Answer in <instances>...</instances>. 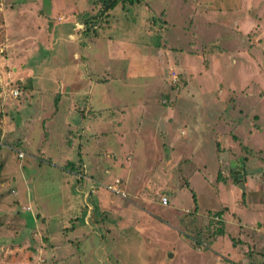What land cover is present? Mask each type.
Returning <instances> with one entry per match:
<instances>
[{
    "label": "rangeland",
    "instance_id": "374dc122",
    "mask_svg": "<svg viewBox=\"0 0 264 264\" xmlns=\"http://www.w3.org/2000/svg\"><path fill=\"white\" fill-rule=\"evenodd\" d=\"M109 1L60 0L58 9L86 15L53 20L80 22L73 47L92 57L95 78L104 81L113 67L111 82L88 96L104 116L123 119L122 127L103 125L97 158L82 157L92 175L76 177L60 160L67 155L80 167L81 155L63 147L68 97H42L17 81L21 68L45 70L60 41L50 37L51 51H25L37 58L17 63L24 47L10 9L35 4L46 12L49 1L0 0L7 10V31L0 19V264H264V0H118L106 9ZM141 44L151 62L128 61L129 46ZM49 100L59 103L51 113ZM43 113L45 125L37 118ZM93 177L112 178L106 186L119 179L123 196ZM217 213L227 236L214 240Z\"/></svg>",
    "mask_w": 264,
    "mask_h": 264
},
{
    "label": "crops",
    "instance_id": "0c3cea01",
    "mask_svg": "<svg viewBox=\"0 0 264 264\" xmlns=\"http://www.w3.org/2000/svg\"><path fill=\"white\" fill-rule=\"evenodd\" d=\"M48 1H49V3H48L49 11H46V12L42 11V9H39L38 6H36L34 3H33L34 5L22 4V5L17 7L16 11H13V9H10V11L14 12V14L17 16V29H16L17 33H18L17 34L18 35L17 41H20L19 42L20 47L21 46L24 47L20 52L18 51L17 63H22L21 62L22 59L23 60L29 59V63H30V61L35 60L37 58L30 53H26L27 51H35L36 56L38 55L39 52L45 53V51H48V52L51 51L53 49V44L50 40V37L51 38L55 37L57 43H58V41H60V43H59L60 45L58 44L59 48H58V52L56 54V57H49V60L44 62V63L48 64V65H45L47 68H44V69L47 72V70L50 68L52 76L45 75L44 78L42 79L43 74L45 73V70H43V67H41L42 68L41 71L39 70L36 73L32 70L31 67H26L25 70H22V68H21V70H19V73H18L19 77L17 78V81H19L20 83H22L24 85L23 86L24 88L22 87V89H25L27 92L39 93L40 96H42V97L49 95L52 98V94H55L54 99H57V97H59V96L68 97V104L67 105H69V104L70 105L68 107L69 108L68 109L69 115L67 116V118H66L67 120L65 121V124H66L65 128L67 129V131H66V134H64V132H63L64 135H63L62 141H63V144H65L63 147H64V150L66 151V153L70 154L71 152L76 151L78 156L81 155V158L79 160V163H80L79 166L80 167H77V165L71 164L69 160H65V159H68L67 155L61 157L60 160L61 161L64 160L66 163V164L62 165V167L65 168L62 170L64 171V170H66L67 167H69V170H71V172H76L75 174H70V175H72V176L75 175L76 177H77V174H79V177H82L83 174H87V173H88V175H92L91 173H89V171L87 169L88 167L83 165L84 163L82 162V160H83L82 157H86V156L92 157V155H93L95 159L97 158L96 153H94V150H95V147L98 145V142L100 143V140L96 139V137L100 136V134L102 133L103 125H105V124L118 125V127H122V124H123V119H120L118 121V119H114L113 117L104 116L103 113H105V112H102L104 110L99 111V110L94 109V107H92V104H91L92 98H90V94L88 96V93L94 92L95 86H97L99 84H101L102 86L108 85L111 82L112 79L110 78V76H112V78L114 77L113 71H112L113 67L111 65H108L106 67L107 71L102 72L103 75L107 74L104 81H101V79H99V78H95L96 74L94 73V69L90 68L89 64H87L88 61L92 60V57L86 56L84 58V56L78 55L77 54L78 48L73 47V45L77 47V44L74 42V40H73L74 38H72L73 34L71 31L79 30L80 22L73 21L74 26L72 25V23L71 24L65 23V24L60 25L59 23L55 24V22H53V20L55 18H57L61 15L64 16V15L72 14L74 16V14H83L84 12L81 11V9L78 10V9H74L72 7L71 8H64V9L60 10V9H58V7H59L58 5H61L59 3L60 0H48ZM6 13H7L6 9L0 8V19L2 20V28L3 29L5 28V30L7 31V28L5 26ZM85 15H86V12L84 13L83 16H85ZM26 19L28 21H30V23H27ZM31 23L34 24L33 28L31 26ZM84 25H85V28H83L84 30L82 29L83 32L87 30V26L85 23H84ZM74 27H76V28H74ZM55 30L57 31V33L60 34L59 37L57 34L55 36V33H53V31H55ZM3 32H4V30H3ZM50 33H51V35H50ZM68 43L70 44V47L67 48L65 50V52L63 50L62 54H59V51L61 49L65 48L68 45ZM58 45H57V47H58ZM141 45H143V47H138L135 49L133 47L129 46L131 49L130 53H132V51H133V54L129 53L127 55L126 59L128 61L132 60V62L138 61V62H143V63L148 62V61L151 62L152 58L150 56H152V52L150 50V47L148 45L146 46L144 44H141ZM46 49H48V50H46ZM48 52H47V54L49 55ZM67 52H69V53L67 54ZM19 53H23V54H19ZM50 55L53 56V54H50ZM59 56H61V58H63V59H60ZM44 59H47V57H44ZM68 60H70V63L68 62ZM51 62H53L54 64H52ZM153 62H156V61L153 60ZM21 66L23 67V65H21ZM24 71H25L26 75H22ZM17 72H18V70H17ZM85 73H87V75H85ZM100 74H99V76H100ZM157 75H159V74H157ZM73 76H76V78L72 79ZM156 79L159 80V78H156ZM19 92L21 95L20 90H19ZM20 95H19V97H20ZM0 97H2V96H0ZM58 104L59 103H57V102L53 104L49 100V106H50V108L48 110L49 113H51V110L53 108L57 109ZM40 107L44 108V105L40 104ZM54 114H56V112ZM54 114H50L49 118H54V117H52V115H54ZM74 115H75V117H74ZM46 116H48V115H44V113L38 114V116H37V118H39V122L43 125H45L46 122H48L46 119L47 118ZM30 118L32 119L33 117L26 118V121L28 122L29 121L28 119H30ZM4 120H6V118L3 116V119L2 120L0 119V122L3 123ZM98 122L100 123V126L96 127V125H99ZM17 127L19 128L18 123H17ZM78 128H81V130H78ZM33 131L28 133V135L32 134ZM73 133H75V134L73 135ZM114 134L116 135V131ZM65 135H68V136L71 135V137H70L71 139L65 140L64 139ZM43 138H44V136L39 138L38 142L39 143L44 142ZM116 139H115V143L118 144V141ZM46 140H48V138L45 139V141ZM23 143L26 146H30V141H29V139H27L26 136H24ZM74 144L78 145L76 150H74L75 149ZM121 149H123V148H121ZM67 164L70 166H67ZM81 165H82V167H81ZM90 165L92 166V168L90 170H93V172H94L96 162H94L92 160V161H90ZM241 172L244 173L243 170ZM108 173H110V172H108ZM111 180H112V178L111 179H104L103 180L104 182H101L100 180H98V181L95 180L94 177H93V179H90V181H92V183L98 182V183H101L103 185L109 184L110 182H112ZM104 186H106V185H104ZM255 205L259 206L257 204H255ZM97 216H98V214H97ZM221 216L223 217L224 214H222ZM91 217L92 216L86 212L84 218L89 220L88 221L89 224L91 221ZM102 219L103 218H100L99 220L101 221ZM99 220H98V218H96V216H94L93 223L95 225L99 226V225H101ZM223 223L226 224L225 218H223ZM258 226L260 227V224ZM223 230H224L223 234L220 236H217L218 238H224V236H227L226 231H225V227ZM217 237H214L212 239L216 240ZM203 248H205V247H203ZM197 250H199V249H197ZM200 251H198V252L200 253ZM211 261H212V259H211Z\"/></svg>",
    "mask_w": 264,
    "mask_h": 264
},
{
    "label": "built area",
    "instance_id": "2783aa9c",
    "mask_svg": "<svg viewBox=\"0 0 264 264\" xmlns=\"http://www.w3.org/2000/svg\"><path fill=\"white\" fill-rule=\"evenodd\" d=\"M0 88L3 89V86H0ZM9 94H10V96L12 98L17 99L19 97V95H20L18 87L17 88H13L12 90H10ZM0 146H2L1 143H0ZM24 156H25L24 153H22V152L18 153V157L20 159H22ZM120 183L121 182H120L119 179H115L112 184H110V185H108V186H106L104 188L109 190V191H112V192L116 193L119 196H123V193L118 189V186L120 185ZM161 204L163 206H167L168 205V199L166 197H162L161 198ZM28 210H29V208L26 209V211H28Z\"/></svg>",
    "mask_w": 264,
    "mask_h": 264
},
{
    "label": "trees",
    "instance_id": "16d2710c",
    "mask_svg": "<svg viewBox=\"0 0 264 264\" xmlns=\"http://www.w3.org/2000/svg\"><path fill=\"white\" fill-rule=\"evenodd\" d=\"M126 1H128L129 2V4H131V5H133V4H135V3H138L140 0H126ZM117 3H118V0H111V1H109V2H107V3H104V6H105V8L106 9H110L111 7H114V5H117ZM2 91V88H0V92ZM0 100H1V98H0ZM0 137H1V128H0ZM1 147V146H0ZM242 170H244V168L242 169ZM232 174V173H231ZM193 199H194V201H195V196L193 195ZM161 201V200H160ZM168 202H169V200H168ZM222 213H217V214H215V217L217 218V224H219L220 226L215 230L216 232L214 233V235H215V237L216 236H220V235H222L223 234V229H224V223H223V221H222ZM191 243H195L196 245H198V243H199V241L198 240H196L195 242H191ZM195 245V246H196Z\"/></svg>",
    "mask_w": 264,
    "mask_h": 264
},
{
    "label": "water",
    "instance_id": "95a60500",
    "mask_svg": "<svg viewBox=\"0 0 264 264\" xmlns=\"http://www.w3.org/2000/svg\"><path fill=\"white\" fill-rule=\"evenodd\" d=\"M233 180L236 182V184L239 186V188L242 187V185L240 184V182L242 180V174H240L239 172H234Z\"/></svg>",
    "mask_w": 264,
    "mask_h": 264
},
{
    "label": "flooded vegetation",
    "instance_id": "af4514ba",
    "mask_svg": "<svg viewBox=\"0 0 264 264\" xmlns=\"http://www.w3.org/2000/svg\"><path fill=\"white\" fill-rule=\"evenodd\" d=\"M235 172H239V170H238V171H237V170H235ZM239 173L241 174V172H239ZM233 174H234V173H233ZM233 174H232V175H233ZM232 177H233V176H232ZM233 181H234V180H233ZM234 182H235V181H234ZM235 183H236V182H235Z\"/></svg>",
    "mask_w": 264,
    "mask_h": 264
}]
</instances>
